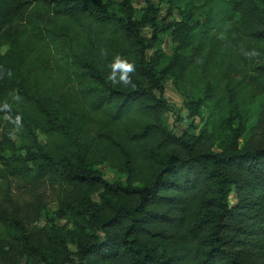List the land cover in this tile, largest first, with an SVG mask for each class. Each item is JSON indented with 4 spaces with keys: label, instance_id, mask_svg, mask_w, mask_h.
Masks as SVG:
<instances>
[{
    "label": "trees",
    "instance_id": "1",
    "mask_svg": "<svg viewBox=\"0 0 264 264\" xmlns=\"http://www.w3.org/2000/svg\"><path fill=\"white\" fill-rule=\"evenodd\" d=\"M113 6L0 0V226L17 237L0 264H264V0L165 17L147 1L139 19L132 0ZM168 80L192 119L257 107L236 130L225 116L170 130ZM220 124L232 134L216 145ZM100 159L125 183L106 182ZM50 191L65 237L29 229Z\"/></svg>",
    "mask_w": 264,
    "mask_h": 264
},
{
    "label": "rangeland",
    "instance_id": "2",
    "mask_svg": "<svg viewBox=\"0 0 264 264\" xmlns=\"http://www.w3.org/2000/svg\"><path fill=\"white\" fill-rule=\"evenodd\" d=\"M107 2H110L115 8L120 0H105ZM147 1H149L151 4H153L154 7L158 8L160 10V16L165 17L167 16V11L170 9V4H173V9L179 10V8L183 7L186 2L191 0H132V6L135 10L136 18L139 19L142 14L143 10L146 8ZM169 1V3H168ZM145 34H148L149 31H144ZM162 51L165 52V54L170 55L171 49L173 48L172 44L168 41V39H163L160 46H158ZM189 93H192L194 97H198L201 93L200 90H194V89H188ZM165 98L167 99L168 103L173 107V109L176 112V115L170 113L167 116V124L168 128L170 130H174L175 127L181 126L182 128H185L190 123L193 124L195 127L196 133L199 132L203 127L210 132L212 129V126L215 122H217L219 117H228V122H231V125H229L232 130H236L238 127L237 119L240 117L241 113H244L246 111L247 114L251 115L252 112L257 107V103L255 101H249L248 103H242L237 104L236 109L232 107V112L230 114V117L228 114H224V107H221L219 111H214L212 105L207 104L208 107L202 108L201 110V117H194L193 119L190 118L189 112L187 110V100L186 98L174 90L172 80H168L166 84V90H165ZM190 98V97H189ZM229 110V108H228ZM232 116V117H231ZM231 118V120H229ZM251 118V117H250ZM181 120H184V122H181ZM177 125V126H176ZM226 126L223 124H220L217 128L216 132L214 133L213 137L215 139L216 145L219 143L225 141L228 137L231 136L232 132L229 130ZM20 132L18 129L12 128L10 130L9 137L11 138L12 142L15 144V146H18L20 141L18 140ZM40 141H43L42 137H39ZM216 149V146L213 148ZM94 167L99 170L104 177V180L110 184L116 183V182H123L125 183V177L121 174H119L113 167L111 166L110 162L107 160H98L94 163ZM84 196L87 198H91L92 200L96 201L97 196L92 195L90 192H87ZM29 200V199H27ZM231 203H233V198L230 199ZM43 207L39 209L40 212L34 215L32 224L29 226V229H34L35 231H48L50 228L56 226L59 233L65 237V233L69 230H72V227L70 225H66V220L61 219L59 213H58V204L55 202L54 195L51 194V191L48 193V195L44 198ZM64 226H67L66 228ZM17 237H15L6 227L0 226V244H3V242H13L16 240ZM31 241H35L36 239L34 237H31ZM65 245L70 249V251H73V247L70 245L71 240L67 238H64ZM44 246V243L43 245ZM5 250H7V247H5ZM21 264H40L38 261L33 262L32 260H28L23 258L21 261Z\"/></svg>",
    "mask_w": 264,
    "mask_h": 264
}]
</instances>
